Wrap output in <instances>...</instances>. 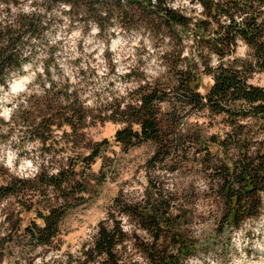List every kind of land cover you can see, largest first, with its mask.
I'll return each mask as SVG.
<instances>
[{
  "label": "trees",
  "instance_id": "trees-1",
  "mask_svg": "<svg viewBox=\"0 0 264 264\" xmlns=\"http://www.w3.org/2000/svg\"><path fill=\"white\" fill-rule=\"evenodd\" d=\"M192 1L202 5L200 15L184 14L169 6L168 0H0V88L9 90L10 82L23 75L25 65L38 56L36 42H43L54 31V16L49 15L56 8L67 16H60L61 21L68 19L72 25L79 23L86 28L97 26L101 35L111 39L117 28L131 32L146 23L175 33L181 43L192 33L195 50L189 51L186 69L172 66L176 85L140 86L136 90L138 98L124 106L117 105L108 118L127 124L116 133L118 143L130 147L153 141L158 150L151 162L163 164L177 152L186 136L180 132L182 112L163 106L170 103L171 93L181 96L184 111H207L221 117L224 134L204 136L200 131L194 135L209 155L221 161L220 192L225 206L222 226H238L247 219L258 218L263 209L264 138L259 137L264 135V86L251 80L254 74L264 72V0ZM241 44L248 48L247 57L238 54ZM56 49L57 45L49 46V61L43 73L46 81L42 80V73L37 75L43 94L29 89L22 101L15 103L8 122L0 116V124L8 126L2 141L10 139L12 129L18 127L39 144L42 158L35 176L14 177L0 185V204L11 198H29L30 204L22 211L36 212L42 223L30 220L26 229L34 246L46 251L59 249L64 209L76 195L80 200V195L87 191L80 177L109 143L107 139L93 143L88 146V153L75 147L86 139L80 131L86 128L87 120L91 118L95 124L101 114L89 112L79 98L72 97L70 101L67 87L56 88L49 64ZM204 75L211 76L212 83L202 94L199 88ZM61 129L67 140L64 144L58 136ZM211 145L218 148V153L211 150ZM149 191V204L144 206L118 196L115 209L100 222L93 242L76 258L71 254L72 259L65 263L141 264L137 259L139 252L145 264H187V259L198 253V245L188 237L184 222L179 223L185 214L174 212L176 202L168 198L161 186L149 183ZM42 196L49 203L51 197L62 203L35 211ZM14 214H6L3 220L10 224V232L0 236V264L5 261L7 242L21 227L17 220H12ZM124 216L141 222L153 241L141 246L136 231L131 234L122 225ZM163 238L169 240L167 245L161 244Z\"/></svg>",
  "mask_w": 264,
  "mask_h": 264
},
{
  "label": "rangeland",
  "instance_id": "rangeland-1",
  "mask_svg": "<svg viewBox=\"0 0 264 264\" xmlns=\"http://www.w3.org/2000/svg\"><path fill=\"white\" fill-rule=\"evenodd\" d=\"M168 5L189 16L203 12L202 5L197 1L168 0ZM62 11L56 8L49 15L54 16V31L43 42H36L38 56L25 65V73L10 82L9 90L0 88V116L8 122L15 103L22 101L29 89L43 94V87L36 80L37 75H43L49 61V46L57 45L55 56L49 62L56 88L67 87L70 101L72 97L79 98L89 112L101 114L95 124L91 123V118L87 120L86 128L80 131L86 139H81L75 147L88 153V146L93 143L104 139L109 143L92 166L84 169V176L80 177L81 185L87 191L80 195V200L76 195L64 209L59 249L46 251L42 247H35L31 241L26 229L30 220L37 223L42 221L37 219L36 212L22 211L24 206L30 204L28 197L1 202L0 236L4 237L10 232V224L3 222L6 214L14 211L12 220H17V225L21 224L6 244L3 264L70 262L71 254L76 258L83 248L93 242L100 222L115 209L118 196L125 201L142 203L143 206L149 204V183L166 190L168 198L176 202L174 212L181 211L186 216L179 223L184 222L183 228L188 232V237L196 240L198 245V253L188 258L187 264H264V194L263 209L258 218L247 219L238 226H222L225 206L220 192L221 161L212 153L209 155L197 143L194 135L200 131L204 136L224 134L226 129L221 117L212 116L207 111H184L181 96L171 93L170 103L166 102L163 106L182 112L179 118L182 122L180 132L186 136L177 152L163 164L151 162L158 150V145L153 141L130 147L118 143L116 133L127 124L108 118L117 105L124 106L136 100V90L140 86L160 83L173 88L176 81L172 66L177 64L178 69H186L189 51L195 50L193 34L188 33L181 43L175 33L146 23L141 29L131 32L117 28L116 36L111 39L101 35L97 26L86 28L79 23L72 25L68 19L61 21L60 16L67 17ZM238 51L240 57L248 56L245 44H241ZM194 59L198 63L196 55ZM43 79L46 81L45 75ZM16 80L19 83L13 89ZM251 82L264 86V72L254 74ZM211 83L212 77L204 75L199 91L206 93ZM66 129L71 130L69 127ZM7 130L6 124H0V185L7 184L14 177L35 176L42 162L39 144L18 127L12 129L10 139L2 141ZM63 135L64 129L59 130L61 144L67 141ZM262 138L264 135L259 137ZM70 144L74 146V143ZM211 150L218 153L214 145H211ZM232 153L237 155L236 152ZM51 198L49 203L48 198L42 196L35 211L62 203L55 197ZM121 222L131 234L136 231L141 246L153 241V236L144 230L141 222L125 216L121 217ZM168 243L169 240L164 238L161 241L164 245ZM137 254L138 261L145 264V258L139 252Z\"/></svg>",
  "mask_w": 264,
  "mask_h": 264
},
{
  "label": "bare ground",
  "instance_id": "bare-ground-1",
  "mask_svg": "<svg viewBox=\"0 0 264 264\" xmlns=\"http://www.w3.org/2000/svg\"><path fill=\"white\" fill-rule=\"evenodd\" d=\"M18 83H19V81H18V80H16V84L13 86V89H15V88H16V86L18 85Z\"/></svg>",
  "mask_w": 264,
  "mask_h": 264
}]
</instances>
